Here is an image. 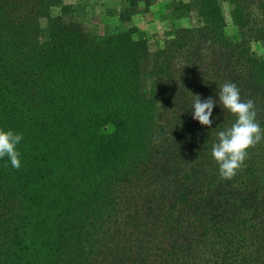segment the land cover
Wrapping results in <instances>:
<instances>
[{
  "label": "trees",
  "instance_id": "obj_1",
  "mask_svg": "<svg viewBox=\"0 0 264 264\" xmlns=\"http://www.w3.org/2000/svg\"><path fill=\"white\" fill-rule=\"evenodd\" d=\"M196 16L150 55L133 28L91 38L63 0H0V129L23 137L18 170L0 159V264H264V139L231 180L210 156L235 119L225 81L264 129V0H196Z\"/></svg>",
  "mask_w": 264,
  "mask_h": 264
},
{
  "label": "rangeland",
  "instance_id": "obj_2",
  "mask_svg": "<svg viewBox=\"0 0 264 264\" xmlns=\"http://www.w3.org/2000/svg\"><path fill=\"white\" fill-rule=\"evenodd\" d=\"M73 9V19L81 23L85 32L95 40H103L121 30L133 28L134 39H145L149 54L152 55L174 36L179 28L197 26L196 0H143L132 9L129 21H119L124 0H63ZM226 21L225 35L238 40L237 29L230 19V6L222 3ZM57 11L53 10V14ZM252 50L264 58V46L252 43ZM151 60V59H149ZM147 61L143 72V90L149 91L151 62ZM107 128L106 131H110Z\"/></svg>",
  "mask_w": 264,
  "mask_h": 264
},
{
  "label": "clouds",
  "instance_id": "obj_3",
  "mask_svg": "<svg viewBox=\"0 0 264 264\" xmlns=\"http://www.w3.org/2000/svg\"><path fill=\"white\" fill-rule=\"evenodd\" d=\"M220 107L234 117L231 126L216 132V142L212 144L211 160L218 166L220 178L231 180L248 158V150L264 139V129L256 120V107L253 99L241 100L240 89L233 82L225 81L218 88ZM216 101L212 97L201 100L200 95H192V118L202 126L211 127L213 108ZM22 134L0 129V159L8 158L11 166L19 169L20 153L17 145Z\"/></svg>",
  "mask_w": 264,
  "mask_h": 264
}]
</instances>
